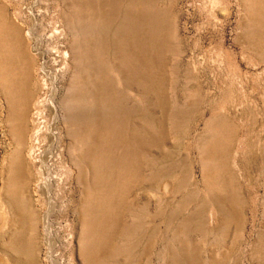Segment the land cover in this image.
Here are the masks:
<instances>
[{
	"label": "rangeland",
	"instance_id": "1",
	"mask_svg": "<svg viewBox=\"0 0 264 264\" xmlns=\"http://www.w3.org/2000/svg\"><path fill=\"white\" fill-rule=\"evenodd\" d=\"M0 264H264V0H0Z\"/></svg>",
	"mask_w": 264,
	"mask_h": 264
},
{
	"label": "bare ground",
	"instance_id": "2",
	"mask_svg": "<svg viewBox=\"0 0 264 264\" xmlns=\"http://www.w3.org/2000/svg\"><path fill=\"white\" fill-rule=\"evenodd\" d=\"M37 134H38V133H36V137H37ZM48 177H49V176H48ZM211 214H212V213H211Z\"/></svg>",
	"mask_w": 264,
	"mask_h": 264
}]
</instances>
